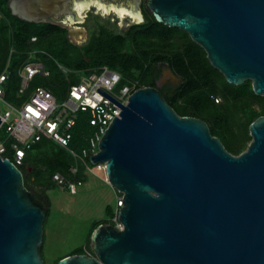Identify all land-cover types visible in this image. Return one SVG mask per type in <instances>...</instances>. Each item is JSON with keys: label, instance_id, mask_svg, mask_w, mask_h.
<instances>
[{"label": "water", "instance_id": "obj_1", "mask_svg": "<svg viewBox=\"0 0 264 264\" xmlns=\"http://www.w3.org/2000/svg\"><path fill=\"white\" fill-rule=\"evenodd\" d=\"M48 1L13 0L12 14L35 22L28 8L54 11L58 0ZM133 7L143 21L139 3ZM145 8L187 33L228 83L250 81L264 96V0H145ZM165 75L176 79L169 69ZM96 90L121 108L89 161L104 163L106 182L122 194V229L97 225L94 256L68 255L57 264H264V116L233 155L205 121L179 116L155 87L134 90L125 105ZM44 219L21 170L0 157V264H44Z\"/></svg>", "mask_w": 264, "mask_h": 264}, {"label": "trees", "instance_id": "obj_2", "mask_svg": "<svg viewBox=\"0 0 264 264\" xmlns=\"http://www.w3.org/2000/svg\"><path fill=\"white\" fill-rule=\"evenodd\" d=\"M143 12L142 23L130 26L125 32L116 33L105 29L100 22L89 27L91 19L88 18L84 25L91 29L90 38L82 46H76L67 39L66 29L50 23L23 21L10 13L7 0H0V73L7 63L9 69L5 96L13 84L16 85V90L19 87L17 71L27 57L31 37L37 39L34 46L43 48L50 56H42L50 76L45 80L35 77L28 92L22 98H16L15 104L24 100L30 90L37 86L46 88L61 100L62 85L67 90L71 84L79 81L80 75H87L104 66L121 74L117 88L132 82L135 83V89L145 86L157 88L155 82L161 75L157 64L165 63L169 70L180 78V83L173 92L166 93L163 87L157 88L169 106L179 116H191L205 121L210 133L221 141L229 153L240 154L251 140L249 125L258 117L264 116V96L254 93L250 81L240 85L228 83L224 76L210 65L204 50L193 42L187 33L157 22L145 6ZM56 63L69 72L67 81L57 71L54 65ZM77 72L80 73L78 77L75 74ZM254 105H257L259 110L255 109ZM91 132L88 113L79 112L71 147L80 152L86 146L84 138ZM6 146L4 156L10 159L9 141H6ZM73 164L77 166L75 176L68 170ZM86 167H93L88 158L76 161L65 149L43 138L26 150L19 169L23 173L25 187L32 193L28 181L46 190L55 189L53 174L60 173L67 179L83 182L86 179ZM32 195L45 209V223L50 202L44 196L48 204L46 206L38 196L33 193ZM105 212L108 222L103 219L92 225L86 245H89L90 235L97 225L111 223L112 208L107 207ZM41 250L42 247L40 254ZM73 254H86V250L84 247L78 248L68 255Z\"/></svg>", "mask_w": 264, "mask_h": 264}, {"label": "built area", "instance_id": "obj_3", "mask_svg": "<svg viewBox=\"0 0 264 264\" xmlns=\"http://www.w3.org/2000/svg\"><path fill=\"white\" fill-rule=\"evenodd\" d=\"M31 37L30 42H36ZM13 49L10 50V53ZM44 53L41 50L31 49V55ZM64 69V68H63ZM50 72L43 62L34 56L27 60L18 71L19 87L16 98H22L35 77L47 79ZM9 78L7 69L0 73V100L5 96V85ZM121 74L107 67H100L87 75H80L79 81L71 84L61 100L57 99L46 88L37 86L30 90L28 96L17 104H7L5 110L0 109V157H5L6 141H9L11 158L9 159L19 168L23 164L25 152L31 145L45 138L58 147L65 149L76 161H84L98 152V143L106 129L115 117H119L121 108L108 100L96 89H100L122 105L127 103L130 94L136 90L135 83L117 88ZM88 113V125L92 132L85 137L86 146L80 152L71 147L73 129L76 125L77 114ZM104 163L93 165L86 170H96L105 174ZM72 176L77 174V166L69 167ZM52 182L60 189L70 193L76 192L82 182L65 178L60 173L52 176ZM122 197L115 201V210L110 218V224L116 229H122L118 219L119 208L122 207Z\"/></svg>", "mask_w": 264, "mask_h": 264}, {"label": "rangeland", "instance_id": "obj_4", "mask_svg": "<svg viewBox=\"0 0 264 264\" xmlns=\"http://www.w3.org/2000/svg\"><path fill=\"white\" fill-rule=\"evenodd\" d=\"M143 6H145V0H142L141 2L140 7ZM84 14L88 16L87 19H91L90 21L92 25L100 22L103 24L105 29L114 33L125 32L130 26L137 24L135 21L134 23L131 19H128V17L120 18L112 12L102 13L93 7L86 9ZM142 22L143 21H140V23ZM84 24L85 22L79 23V26H84ZM87 30L88 29L85 28L84 33L82 34L67 35V39L73 45L82 46L90 38L91 33ZM34 43H31L29 40L28 45H30V48L27 50V57L21 62L18 71L27 60L31 59L32 56L41 60L45 66L42 56H50L43 48H36ZM31 49L41 50L44 53L31 55ZM54 65L57 67V71L67 81L69 72L57 63ZM157 68L160 69L161 75L155 82L156 87H163V90L166 93L169 91L173 92V90L180 83V78L175 76L176 79L171 80L168 75L162 77V73L169 69L165 63H158ZM5 69L9 72L8 63L3 71H5ZM75 74L77 77L80 75L78 72ZM162 80L164 81L162 82ZM66 91V87L62 85L60 87L62 97H65ZM16 92V85L13 84L9 93L6 94L2 100H0L1 110H5L7 104H14L16 101ZM254 108L259 110L257 105H254ZM85 177L86 179L79 186H77L74 194L70 193L66 189L58 188L54 183L53 184L56 187L55 189L46 190L42 187L34 186L32 185V182L28 181V186L33 194L38 196L46 206L48 204L45 202L43 197L46 196L50 202L47 206L49 208L48 216L45 223H43L44 237L40 245V247H42L41 257L44 264H57V260L82 247L85 248L86 254L94 256L90 245H86L89 231L95 222L103 219L108 222V216L105 209L109 207L112 208V211L114 212L115 201L119 197H122L121 193L117 192L108 185L104 173L96 170H86Z\"/></svg>", "mask_w": 264, "mask_h": 264}, {"label": "flooded vegetation", "instance_id": "obj_5", "mask_svg": "<svg viewBox=\"0 0 264 264\" xmlns=\"http://www.w3.org/2000/svg\"><path fill=\"white\" fill-rule=\"evenodd\" d=\"M12 1L13 0H7V8L9 9L11 14H12V9H11ZM40 1L43 2L46 0H40ZM99 1L102 2L103 4H106V5H109V4L116 5V6L119 5V6H125L126 8L129 5L128 9L133 10V11H138L137 9H134V7H133V5L136 2H138L139 3V10L141 11L142 16L144 18L143 7H140L142 0H99ZM48 2H50V0ZM76 2H80V1L79 0H58L57 3H55V6H54L55 10L54 11L42 9L41 11L37 12V14H35L34 12H30V8H28L29 11H28L27 15L32 14V16H35V19H36L35 22L36 23H50V24L54 23L55 25H57L58 23L64 24L65 27H62V28L66 29L68 36L70 35V30H74L77 28H82V29L87 28L88 29L87 31L91 32L90 28L86 27L85 25L79 26V23L76 22V20H75L76 11L73 8L74 3H76ZM44 4L47 5V3H44ZM90 7H93L96 9V7L93 5H91ZM97 10L101 11L100 9H97ZM111 12L114 13L113 11H111ZM102 13H104V12H102ZM33 14H35V15H33ZM13 16H15V15H13ZM29 16H31V15H29ZM87 17L88 16L86 15L84 18V21L82 23L87 21ZM17 18H19V17H17ZM91 25H92V23L90 22L89 27H91Z\"/></svg>", "mask_w": 264, "mask_h": 264}, {"label": "bare ground", "instance_id": "obj_6", "mask_svg": "<svg viewBox=\"0 0 264 264\" xmlns=\"http://www.w3.org/2000/svg\"><path fill=\"white\" fill-rule=\"evenodd\" d=\"M91 5L95 6L96 9H100L104 13H110L111 11H113L120 18L129 16L130 19L135 22L141 21V16L138 11L130 10L125 6H119V5L116 6L112 4L106 5L100 2L99 0H82L80 2L74 3V9L76 11V15L78 16L83 10L89 9Z\"/></svg>", "mask_w": 264, "mask_h": 264}, {"label": "crops", "instance_id": "obj_7", "mask_svg": "<svg viewBox=\"0 0 264 264\" xmlns=\"http://www.w3.org/2000/svg\"><path fill=\"white\" fill-rule=\"evenodd\" d=\"M28 96V95H27Z\"/></svg>", "mask_w": 264, "mask_h": 264}]
</instances>
